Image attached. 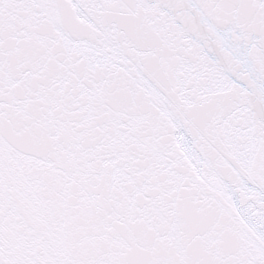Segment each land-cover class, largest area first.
<instances>
[{
    "label": "snow or ice",
    "instance_id": "1",
    "mask_svg": "<svg viewBox=\"0 0 264 264\" xmlns=\"http://www.w3.org/2000/svg\"><path fill=\"white\" fill-rule=\"evenodd\" d=\"M0 264H264V0H0Z\"/></svg>",
    "mask_w": 264,
    "mask_h": 264
}]
</instances>
